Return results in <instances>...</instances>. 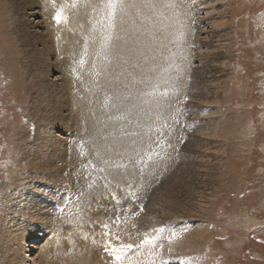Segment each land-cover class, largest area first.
<instances>
[{
    "label": "rangeland",
    "instance_id": "1",
    "mask_svg": "<svg viewBox=\"0 0 264 264\" xmlns=\"http://www.w3.org/2000/svg\"><path fill=\"white\" fill-rule=\"evenodd\" d=\"M14 1L0 0V206L20 189L15 190L18 181H25L17 192L23 197L26 190L38 192L37 196L43 195L39 188L48 192L44 197L48 203L40 206L45 217L48 215L42 217L46 224L32 222L30 227L18 218L13 222L22 229L11 236H25V264H42L40 259L38 263L39 247L46 243L55 250L53 243L58 241V249L62 248L79 235L78 225L84 227L80 233L85 236L87 229H94L101 232L98 239L103 233L109 237L105 243L111 237L120 241L110 245L111 253L97 239L86 237L88 246L97 244L100 249L99 259L106 255L108 264L116 262L117 254L130 264L138 251L150 259H144V264H264V0H130L140 5V29L138 33L123 29L115 33L130 46L135 41L152 66L150 70L146 63L139 67L141 61L133 65L132 53L117 48L121 42L111 43L113 55L106 44L99 46L113 56L110 63L118 65V80L124 84L118 82L112 92L113 84L105 82L103 91L92 100L97 104L92 103L91 114L115 111V127L120 132L116 145L127 142L130 146L125 156H112L110 143L106 142L109 147L102 151L97 145L100 151L93 152L94 165L87 159L91 154L88 148L95 147L91 133L74 121L76 111L86 107L80 103L83 98L75 92L70 98V89L63 83L73 62L56 61L54 48L47 41V73H31L23 58L29 51L17 28L20 12ZM166 17L173 18L169 25L163 23ZM154 23L158 26L153 27ZM88 32L80 36L81 43L94 49ZM85 63L79 64V74ZM50 67L57 72L50 73ZM36 84L44 87L40 99ZM153 84L151 94L148 91ZM138 100L141 103L135 106ZM45 105L49 108L42 114L44 128L37 131L40 109ZM38 142H49L48 155L35 152L33 146L39 150ZM72 149L81 161L70 157L69 163H62L61 158L51 157L52 150L68 153ZM37 163L48 165L49 171L62 170L60 181L40 180L34 167L31 169ZM115 171L132 177L138 171L142 186L136 191L131 178L128 184L133 192L126 198L125 215L116 213L121 204L110 203L107 211L115 212L93 214L96 223L88 227L79 219L77 201L85 197L84 187L99 175L95 172ZM38 205L36 209L41 210ZM16 211L13 207L10 213ZM4 216L0 211V223L8 228L14 217L6 214L4 220ZM106 228L125 229V233ZM37 232L41 237L33 241ZM126 239L127 244L121 246ZM30 243L33 249L28 247Z\"/></svg>",
    "mask_w": 264,
    "mask_h": 264
},
{
    "label": "bare ground",
    "instance_id": "2",
    "mask_svg": "<svg viewBox=\"0 0 264 264\" xmlns=\"http://www.w3.org/2000/svg\"><path fill=\"white\" fill-rule=\"evenodd\" d=\"M9 1H11V0H9ZM111 2L115 4V7L109 6L110 0H15L14 1L15 6L17 7V11L20 12V16L18 15L20 17V19H19V24H18L17 28H18L19 32L21 34H23L24 41L22 43L23 44H24V42L26 43L24 45L27 46L28 51H29V52H27L25 57L23 56V58L26 59V62H29V65H30L29 68L31 70V73L32 74H40L41 72H42V74L47 73V71H44V68H45L44 61H46L45 56L47 55V52H46L47 41H49L51 43V48H54V52L52 54L54 56H56V61H60L63 63V60H65V61L68 60V61L73 62V64L70 65L71 68L69 67L70 69L66 70L68 74H66L64 76L63 83H64V85H66L67 89H70V93H68L70 98L72 97V93L74 94V92H75V94L77 96L83 98L80 101L78 99V97L75 96L78 99V101H80V103L83 101L84 103L82 102V105L86 106L85 108H82V109L80 108L78 111H76L74 121H75V123H77V127H80L82 125L81 126L82 128L86 127L88 129V131L91 133L92 140L94 141L92 144H95V147L88 148L89 149L88 154L89 153H91V154H90V158L87 157V159L92 162V165L95 164V161L93 160V152H96V150L102 151L103 147H105V146L108 148L109 146L107 145L106 142L110 143L111 147L113 148L112 149L110 147V151L112 152L111 153L112 156L116 153H119V154H122L123 156H125V153L126 154L128 153L127 149L130 146V144L127 142H120L121 144L120 143L119 144L121 147H119V145H116L117 140L115 142V139L118 138L117 135L120 132H119L118 127L117 128L115 127V124H116L115 121L118 120V119H114L115 117H117L115 115L116 114L115 111H113L111 109L112 111L111 110H109V112L105 111L103 114L95 115V113H93V112H92L93 115L91 114L92 103L95 102L94 98L97 97L99 95V93H101L100 90L103 88L102 87L103 84L105 82L106 83L109 82V83L113 84L112 92H114L116 89V85L119 82L117 72L119 71L120 68L118 67V65L110 63V62H113V56L111 57L108 54H106L105 52H102L100 50L99 46L106 44L111 49V52L113 55L115 50H114L111 43L114 41H117L118 43L121 42L117 48L123 47V50H122L123 52L129 51L130 53H132L133 57L135 58V62L133 65H136V63L138 65V63L140 64V61H141L142 64L139 65V67L142 65H145V63H146L145 67L150 70L151 69L150 66H152L151 64L150 65L148 64L149 60L146 59V52L140 51L138 49V47H136L135 41H132V46H130L129 44H125L120 39V37L115 33V30H119V29H123L125 32H129L131 30L132 32L138 33V31L140 29V24L138 22V19L140 16L143 15L142 11L140 10V5H138L139 3L137 1L131 2L130 0H111ZM135 3H138V4H135ZM133 5H134L135 9H132ZM14 11H16L15 7H14ZM18 12H16V13H18ZM58 13L60 14V17H61V19L59 21H57V19H56V16ZM103 13H106L107 17H103ZM123 15L126 16L127 19H125L123 17ZM172 21H173V18L166 17L163 20V23L166 25H169ZM157 24L154 23V26L153 25L152 26L157 27L158 26ZM86 30L89 31L87 36L95 42L94 49H90L85 44L81 43L80 36L86 35ZM157 38L159 39L158 41L161 43V38L160 37H157ZM130 47H131V50H128V48H130ZM24 59H23V61H24ZM85 60H86V63L84 66V70L82 71L81 74H79L77 72V70H78L77 68H78L79 64L81 63V61L85 62ZM106 62L109 63L108 67H105V66H107ZM50 68H48L50 73L55 74L57 72V70H55V68H53V67H50ZM82 68H83V66H82ZM106 68H108V69L106 70ZM111 70H114L115 74H114V72L111 73L110 72ZM106 72H107V74H106ZM118 73H120V72H118ZM122 76L124 77V75H122ZM119 77H121V76H119ZM125 81L127 82L128 80L126 79ZM122 83H123V80H122L121 84ZM119 86H120V84H119ZM121 86L123 87V85H121ZM153 86H154V84L152 86H149V90L152 88L150 91H148L151 94L155 91L153 89ZM55 87L56 86H54V88ZM66 87H65V89H66ZM109 87L111 90V86H109ZM136 87H138V85ZM27 88H28V86H27ZM34 88H35V93L37 95V98L40 99V95H41L40 93L44 90L43 85L42 84H38V85L36 84L34 86ZM142 88H144V87H142ZM119 90H116L115 95H117L119 93L118 92ZM102 91H103V89H102ZM107 91H108V89H107ZM124 94H126V93H124ZM144 94L146 95L145 92H144ZM115 97H113V98H115ZM92 100H94V101L92 102ZM108 101H109V99H108ZM140 103L141 102H139V100H138V103H136L135 106H138ZM149 103H150V101H149ZM74 104L75 103H73L72 106H75ZM93 104H97V103H93ZM59 105H60L59 107L63 106L61 103ZM154 105H155V103H154ZM47 106L46 105L41 106L43 109H40V114H39L40 116H42V114H44L46 112L45 108H47V109L49 108V105H47ZM94 107L97 108L98 106L95 105ZM121 107H122V105H121ZM123 107L127 109V107H125V106H123ZM35 108H36V106H35ZM155 109L157 110L158 108H155ZM114 110H117V109H114ZM128 111H129V109H128ZM146 111L148 112V110H146ZM58 114H60V116H61V113L57 112V116H58ZM156 114L158 115V113H156ZM55 117H56V115H55ZM136 118H138L137 120L139 122H141V118H139L138 116ZM42 122H43V116L39 121L40 125H38L36 127L37 131L43 130L44 127L42 125ZM71 124H74V123L71 122ZM109 124H111V125H109ZM79 130L77 129V130H75V132L79 131ZM111 131L113 132V134ZM81 134H82V132H81ZM133 141H136V139H133L132 142ZM48 143L49 142H45V143L38 142L36 147L40 151L35 148V145L33 146V149H35V152L40 153L41 156L48 155V149H49ZM97 145L99 146L100 150L98 149V147H96ZM57 151H59L60 154ZM69 152L68 153H65V152L62 153L60 150H52V152H50V153H51V157L54 156V159L55 158H58V159L61 158V162L64 160V161L69 163V160L67 158H70V157L75 159V161L76 160H80V161L82 160L80 157V154L78 155V153L76 151H74L73 149H72V151H69ZM136 156H137L136 154L133 155L134 158ZM51 157H50V159H51ZM57 163H58V161H57ZM47 166L48 165H46V164H38L37 163L33 166L31 165V169H32V167H34V169H33L34 173L38 174L37 175L38 178L40 180H43V182L44 181L51 182V179L59 182L60 179L62 178L61 176L63 175V174H61L62 170L60 172L56 168V171H49L51 169ZM136 168H137V165H136ZM61 169H63V168H61ZM108 170L109 169H107V171ZM71 171L72 170L70 168V172ZM95 173H97L99 175L93 177V183L88 182L89 184H87L84 187L85 188L84 191H86L85 197H83L79 201H77L79 208H80L79 209V219H81V221H84L85 225H87L88 227H89V225H94L96 223L97 219H94V217H92L93 214L99 213V215H103V213L108 214L110 212L111 213L115 212V211H107L108 204H110V203H112V204L114 203L116 205V207L121 204L119 206V209H117L116 213H121V215H125V211L123 208L125 207L124 205L126 203V198L128 197L130 190L131 191L133 190V186L131 184H128V182L129 183L132 182V181H130L131 178L134 179V181H135L133 183H134V189H136V191L138 189H140V187L142 186L140 174L138 171L134 172L133 177L129 173H126L127 174L126 175L124 172H123L124 174H120V173H116V171H115V174H114V172L113 173L110 172L111 174L108 172L109 174L107 173V174H103V175H101L98 172H95ZM26 177H28V175ZM40 180H39V182H40ZM65 180L66 179H64L62 181L65 182ZM16 181H18V179ZM23 181H22V183L21 182L19 183V181L15 183V187H16L15 190H17L19 187H20V189L22 188ZM91 181H92V179H91ZM74 183H75V180H74ZM60 184H59V186H61ZM41 186H43V184ZM129 186H131V187H129ZM19 190L13 191L14 192V193L12 192L13 198L11 200L7 199L0 206L1 213L3 212V214H5V216H6V214H8V217H14V218H11L10 222L7 223L9 225L8 228L3 227V221H1V223H0V264H25V262H24L25 259L23 258V255H24L23 254V250H24L23 239H25V236L21 237L19 233H18V236H20V237H18V238H13L11 236L13 231H16V230L20 231L22 229L21 228L22 226L19 227L20 225H15L13 223L15 218H18V220L21 223H24L26 226L27 225L30 226L29 224L32 222H36V224H38V223H45L46 224L47 223V222H43L42 217L43 216L45 217L46 213L42 212V208L40 206H42V205L44 206L46 203H48L47 202L48 199L46 200L44 198L45 196L48 195L47 194L48 192H45L43 190V188H41V189L39 188V191L43 195L37 196L38 192L32 193V192H29L28 190H26V193L24 194V197H23V196L17 194V192ZM23 190L24 189H22V191ZM18 193H20V192H18ZM49 194L51 196V197L50 196L49 197L52 199L53 194L51 192H49ZM112 197H113V199H112ZM52 201H53V199H52ZM52 201H50V202H52ZM37 203L39 204L38 206L41 210L36 209ZM25 204H27V206H25ZM13 207H16L17 211L10 213V210ZM47 210L50 211V206H48ZM5 216H4V220H5ZM46 217H48V215H46ZM101 217H103V216H101ZM86 218H89L90 221L88 222L86 220ZM97 218H99V217H97ZM47 219H49V218H47ZM29 221H31V222H29ZM49 221H50V219H49ZM34 224L35 223H33V225ZM48 224H50V223H48ZM102 224L103 223H100L99 225H102ZM14 227H15V229H14ZM83 228L84 227L82 225H78V229H80V230H78L79 235L76 238H70L67 241L66 245H63L62 248H60V249H58V244H57L58 241H54V243H53L54 247L56 248L55 250H51L49 248V246H47L46 243H44L41 247H39L38 263H39V259H40V262L42 264H108L106 262V255L103 256V259L98 258V253H99L100 249L97 247V244H95L94 246H88L89 243H88L87 238L88 239H93V238L97 239L98 241H100L102 243V245H103L102 248L108 249V251L111 253L113 252V250H110V245L112 243H114L115 241H117L118 239L111 237L109 242L105 243L109 239V237H107L105 235V233H103L101 235V237L98 239V235L101 232L96 233V230H94V229H87V233L85 236L84 233H82V232L80 233V231ZM12 229H14V230H12ZM105 230L109 231L112 229L106 228ZM114 230L118 231V232H122L123 234L125 233V229L120 231V230L115 228ZM114 230H112V232ZM132 231H133V229H132ZM132 231H130V232H132ZM39 233L37 232L36 234H34L35 236H34L33 241L40 239L41 236L39 235ZM115 234H112V235H115ZM120 240H121V242L123 241L122 239H120ZM130 240H132V239H130ZM126 241H127V239L124 240V242L122 243L121 246H125V244H127ZM118 242H120V241L118 240ZM11 243H12V245H10ZM173 243L175 244V242H173ZM129 244L130 243H128V245ZM8 245H9V247L5 248ZM167 246H169V244ZM28 247L33 249L34 245L32 243H30L28 245ZM174 248H175V246H174ZM174 248H172V250H174ZM172 250H170V251H172ZM104 254H106V253H104ZM138 254H141V256ZM135 255H138V257ZM131 257L133 259H132L130 264H144V263H142L143 260L148 258L146 253H143L140 251H138L137 253H135ZM149 257H150V255H149ZM123 261H125V263L127 262V260H124L122 258L120 260H116L115 263H121ZM154 262L155 261H153V263ZM115 263L111 262L110 264H115ZM153 263H152V261H150V264H153Z\"/></svg>",
    "mask_w": 264,
    "mask_h": 264
},
{
    "label": "snow or ice",
    "instance_id": "3",
    "mask_svg": "<svg viewBox=\"0 0 264 264\" xmlns=\"http://www.w3.org/2000/svg\"><path fill=\"white\" fill-rule=\"evenodd\" d=\"M110 7H115V4L114 3H112L111 2V0H110V5H109ZM56 19H57V21H59L60 19H61V17H60V14L58 13L57 14V16H56ZM105 227H107V226H105ZM159 231H163V229H159ZM127 247H129V248H131L132 247V245H127ZM122 257H121V255H115V259L116 260H120Z\"/></svg>",
    "mask_w": 264,
    "mask_h": 264
}]
</instances>
